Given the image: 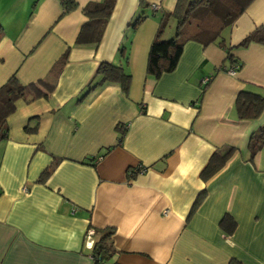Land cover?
<instances>
[{
  "label": "crops",
  "instance_id": "obj_1",
  "mask_svg": "<svg viewBox=\"0 0 264 264\" xmlns=\"http://www.w3.org/2000/svg\"><path fill=\"white\" fill-rule=\"evenodd\" d=\"M61 1L0 0V85L15 75L42 93L15 101L0 140V264H92L98 230L109 227L110 264H264V144L254 155L249 149L264 109L240 118L234 104L241 90L264 95V42L238 46L264 27V0H253L217 39L187 40L175 68L159 78L146 72L148 49L177 0L146 7L115 0L97 45L75 39L83 7L100 0H75L68 12ZM175 24L169 18L161 35L172 37ZM101 61L125 63L126 93L105 83L83 95ZM226 147L234 148L226 163L203 180L211 154ZM136 167L144 170L129 178ZM225 215L236 223L232 232L221 225Z\"/></svg>",
  "mask_w": 264,
  "mask_h": 264
},
{
  "label": "trees",
  "instance_id": "obj_2",
  "mask_svg": "<svg viewBox=\"0 0 264 264\" xmlns=\"http://www.w3.org/2000/svg\"><path fill=\"white\" fill-rule=\"evenodd\" d=\"M253 0H177L175 9L172 12H164L161 15L158 28L150 43L147 55L146 72L155 78H159L163 73L172 71L182 53L183 45L187 40H198L207 44L220 36L223 27L231 24L252 2ZM63 12H68L77 6L75 0H62ZM115 0H100L87 3L82 11L86 17L81 26L75 44L97 45L101 41L106 23L113 10ZM141 7L148 6L146 0H138ZM175 19L174 35L168 39L161 38L163 29L168 24L169 18ZM144 13L139 14L130 26L136 28L144 19ZM1 29V27H0ZM251 41L264 42V27H256L252 32L245 36L238 46H245ZM230 48H228L229 50ZM121 58L127 62L125 46L118 48ZM68 49L56 60L52 66V72L57 74L66 62ZM227 58L232 62L230 52ZM239 68V64H235ZM131 74L127 71L125 63H113L111 61H101L98 63L96 71L90 81L87 83L83 95L104 85L105 83L119 84L123 92H127L130 84ZM202 91V90H201ZM42 93L31 83H22L15 75H11L3 84L0 85V140L7 137V116L15 110V101L17 99L32 100ZM83 95L79 97L83 99ZM235 109L240 118H257L264 109V95L241 90L238 92L235 101ZM117 130L124 134V126L117 124ZM35 128H28L34 130ZM264 144V125L260 126L252 135L249 142L251 155H254ZM233 147H226L221 151H214L209 157L206 165L200 172L203 180H208L213 176L228 160ZM53 165L46 167L38 177L43 181L51 172ZM141 167L128 169V177L132 178L140 171ZM206 190L202 189L197 194L189 212L188 217L194 212L195 208L202 201ZM222 227L227 232H232L235 228V221L231 216L225 215L221 219ZM113 228H104L98 230V237L94 240L90 256L92 264H110L109 259L115 252L111 235ZM229 264H243L236 259H230Z\"/></svg>",
  "mask_w": 264,
  "mask_h": 264
},
{
  "label": "built area",
  "instance_id": "obj_3",
  "mask_svg": "<svg viewBox=\"0 0 264 264\" xmlns=\"http://www.w3.org/2000/svg\"><path fill=\"white\" fill-rule=\"evenodd\" d=\"M153 9H159L160 7H159V4L158 3H152L151 5H150ZM236 69H237V66L236 65H234V66H232V67H230L229 69H227V73H229L230 75H234L235 73H236ZM208 79H204V82H206ZM144 169L143 168H140V171H143ZM23 190H26L25 189V187H23L22 188ZM93 234H94V229L93 228H89L88 230H87V232H86V236H88V237H92L93 236Z\"/></svg>",
  "mask_w": 264,
  "mask_h": 264
},
{
  "label": "rangeland",
  "instance_id": "obj_4",
  "mask_svg": "<svg viewBox=\"0 0 264 264\" xmlns=\"http://www.w3.org/2000/svg\"><path fill=\"white\" fill-rule=\"evenodd\" d=\"M168 25V24H167ZM167 25H166V27H167ZM165 27V28H166ZM161 38H163V39H168L169 38V36H167V35H161Z\"/></svg>",
  "mask_w": 264,
  "mask_h": 264
}]
</instances>
